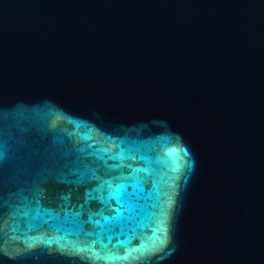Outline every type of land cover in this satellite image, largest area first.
<instances>
[{
    "label": "water",
    "instance_id": "obj_1",
    "mask_svg": "<svg viewBox=\"0 0 264 264\" xmlns=\"http://www.w3.org/2000/svg\"><path fill=\"white\" fill-rule=\"evenodd\" d=\"M0 264H264V0H0Z\"/></svg>",
    "mask_w": 264,
    "mask_h": 264
}]
</instances>
